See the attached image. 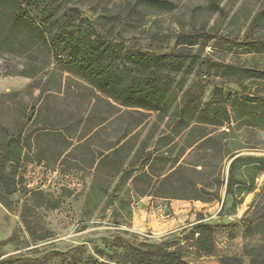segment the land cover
I'll use <instances>...</instances> for the list:
<instances>
[{"label": "rangeland", "instance_id": "obj_1", "mask_svg": "<svg viewBox=\"0 0 264 264\" xmlns=\"http://www.w3.org/2000/svg\"><path fill=\"white\" fill-rule=\"evenodd\" d=\"M49 1L56 27L88 20L125 48L164 52L179 34H203L190 49L196 65L174 76L182 89L158 113L115 102L0 15V169L10 176L0 182V262L114 264L134 247L220 264L264 250V0ZM214 86L231 96L228 117L200 125L187 115L186 128L174 111L206 106ZM7 136L19 140V166L4 161ZM199 225L212 231L213 256L196 251Z\"/></svg>", "mask_w": 264, "mask_h": 264}, {"label": "trees", "instance_id": "obj_2", "mask_svg": "<svg viewBox=\"0 0 264 264\" xmlns=\"http://www.w3.org/2000/svg\"><path fill=\"white\" fill-rule=\"evenodd\" d=\"M151 2L164 5V2L159 0H151ZM55 13L56 8L49 0H0V15L6 16L10 30L20 27L29 41L41 40L42 48L50 54L51 59L124 107L164 113L177 93L181 91L184 83V77L176 83L174 76L182 72L189 74L197 63V58L190 49L197 44L203 33L177 35L169 51H146L140 46L123 47L124 41L117 43L109 36L100 34L88 20L77 21L75 18H66L56 27ZM29 49L31 50V46ZM221 92V86H214L212 101L209 104L192 111H187L185 107L176 108L174 116L181 123L186 121L187 115H196L194 116L196 124L215 125L220 116L228 117L225 104L229 102L231 96L228 94L224 98ZM248 101L257 102L258 98L252 97ZM185 124L186 128L189 127L188 122ZM18 143V139L9 136L1 142L2 151L12 153V156L4 161L14 166H19L24 161ZM151 155L152 153H149L143 158L141 169H144ZM236 160L238 158H235L230 165L231 176L227 181L226 196L233 194L232 178ZM127 173L124 171L121 174L118 183ZM141 175L147 176L145 171ZM9 177L3 172V168L0 169L2 184ZM138 177L139 174L134 176L133 181L135 182ZM16 185L14 175L12 182L7 185L6 193L11 194L13 189H16ZM141 193L144 192H139ZM212 199H218V196ZM212 199L200 198L199 201L210 202ZM190 234L196 237V251L199 254L206 257L213 256L214 240L208 226H196ZM129 250L131 251L125 254L126 262L116 261L114 264H188L178 251L141 252L134 247ZM244 253L248 258L246 262L237 256H224L219 262L220 264H264V250L256 251L254 246H250ZM86 264L112 263L95 259Z\"/></svg>", "mask_w": 264, "mask_h": 264}, {"label": "water", "instance_id": "obj_3", "mask_svg": "<svg viewBox=\"0 0 264 264\" xmlns=\"http://www.w3.org/2000/svg\"><path fill=\"white\" fill-rule=\"evenodd\" d=\"M4 262H0V264H3Z\"/></svg>", "mask_w": 264, "mask_h": 264}]
</instances>
